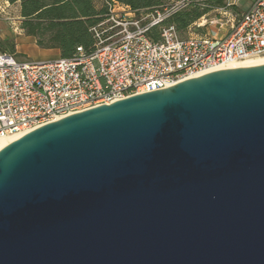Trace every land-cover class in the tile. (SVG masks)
I'll return each instance as SVG.
<instances>
[{
  "label": "water",
  "instance_id": "1",
  "mask_svg": "<svg viewBox=\"0 0 264 264\" xmlns=\"http://www.w3.org/2000/svg\"><path fill=\"white\" fill-rule=\"evenodd\" d=\"M0 264H264V65L87 109L0 149Z\"/></svg>",
  "mask_w": 264,
  "mask_h": 264
},
{
  "label": "built area",
  "instance_id": "2",
  "mask_svg": "<svg viewBox=\"0 0 264 264\" xmlns=\"http://www.w3.org/2000/svg\"><path fill=\"white\" fill-rule=\"evenodd\" d=\"M190 1L150 13L103 1L106 13L90 29L92 50L79 47L70 59L20 62L0 52V140L264 57V0H250L240 15L223 8L219 19L202 17L181 37L168 21Z\"/></svg>",
  "mask_w": 264,
  "mask_h": 264
},
{
  "label": "trees",
  "instance_id": "3",
  "mask_svg": "<svg viewBox=\"0 0 264 264\" xmlns=\"http://www.w3.org/2000/svg\"><path fill=\"white\" fill-rule=\"evenodd\" d=\"M9 4L19 3L21 28L26 37L33 38L41 51H57L60 59H70L81 47L89 52L93 48L90 29L102 19L106 10L104 2H116L134 12L160 11L170 0H6ZM191 0L186 8L175 13L169 24L180 33L205 16L214 8H225L224 0ZM0 52L14 55L11 41H0Z\"/></svg>",
  "mask_w": 264,
  "mask_h": 264
},
{
  "label": "rangeland",
  "instance_id": "4",
  "mask_svg": "<svg viewBox=\"0 0 264 264\" xmlns=\"http://www.w3.org/2000/svg\"><path fill=\"white\" fill-rule=\"evenodd\" d=\"M176 0H170L168 4H172ZM205 1V0H201ZM199 1L201 7L203 2ZM207 1V0H206ZM226 3V9L228 13L240 15L243 11L247 10L251 2L250 0H224ZM218 0L215 1L217 3ZM229 5V7H227ZM223 8H214L209 11L205 16V19H219L218 12ZM227 19V18H226ZM191 32L198 33L199 30ZM201 32V31H200ZM187 31L180 33L181 37H185ZM11 41L15 47V58L20 61H49L60 58L56 53H48L41 51L35 46L33 38L25 36L24 31L21 28V19L19 13V3L14 5L9 4L6 0H0V41ZM262 58V57H261ZM264 58V57H263Z\"/></svg>",
  "mask_w": 264,
  "mask_h": 264
},
{
  "label": "bare ground",
  "instance_id": "5",
  "mask_svg": "<svg viewBox=\"0 0 264 264\" xmlns=\"http://www.w3.org/2000/svg\"><path fill=\"white\" fill-rule=\"evenodd\" d=\"M257 65H264V58H256V59H249L244 62L231 65L229 69L234 68H240V67H250V66H257ZM17 139V137L6 139V140H0V149H2L4 146L12 142L13 140Z\"/></svg>",
  "mask_w": 264,
  "mask_h": 264
},
{
  "label": "crops",
  "instance_id": "6",
  "mask_svg": "<svg viewBox=\"0 0 264 264\" xmlns=\"http://www.w3.org/2000/svg\"><path fill=\"white\" fill-rule=\"evenodd\" d=\"M48 53H56L59 56V53L57 51H46Z\"/></svg>",
  "mask_w": 264,
  "mask_h": 264
}]
</instances>
